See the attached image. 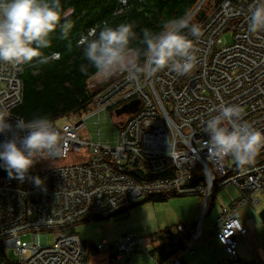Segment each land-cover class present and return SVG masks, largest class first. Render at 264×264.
Segmentation results:
<instances>
[{"label": "built area", "instance_id": "obj_1", "mask_svg": "<svg viewBox=\"0 0 264 264\" xmlns=\"http://www.w3.org/2000/svg\"><path fill=\"white\" fill-rule=\"evenodd\" d=\"M205 1L199 0L187 15L203 31L190 75L164 69L137 79L121 72L98 77L92 84L98 86L92 111L85 114L90 113L59 125L52 121L63 137L60 155L38 160L24 180L0 173V264H85L83 240L74 230L66 231L78 221L111 218L153 193L165 198L198 195L202 216L214 192L227 185L236 189V196L207 235L215 233L226 257L237 260L238 236L247 232L239 211L258 205L264 196V149L243 167L231 157L210 154L206 121L219 114L221 104H235L243 109L240 124L264 131V31L249 30L256 0H220L194 18ZM226 32L231 42L223 40ZM22 69L0 62V111L13 123L22 101ZM134 99L139 100L137 109L117 117L116 143L80 136L87 118L98 116L99 136L101 112ZM10 138L0 134V143ZM70 155L78 157L65 162ZM32 177L43 184L35 185ZM198 229L165 260L147 250L146 237L137 233L117 235L114 241L103 238L96 248L114 264H132L135 252L153 264H182L183 253L203 239ZM176 230L185 233L182 226ZM49 231H57L52 243ZM26 233L30 241L22 243Z\"/></svg>", "mask_w": 264, "mask_h": 264}, {"label": "clouds", "instance_id": "obj_2", "mask_svg": "<svg viewBox=\"0 0 264 264\" xmlns=\"http://www.w3.org/2000/svg\"><path fill=\"white\" fill-rule=\"evenodd\" d=\"M73 12L72 7L65 10L61 0H0V62L19 66L58 59L59 53L45 55L43 50L52 47V36L58 29L60 38H68L74 26L68 17ZM249 21L250 32L264 31V0H256ZM134 27L133 23H104L99 31L92 27L81 35L77 47L82 48L88 67L104 78L121 72L137 79L146 71L164 69L180 76L192 73L197 64L196 43L203 31L191 17L165 20L158 32L144 28L142 37ZM133 42L142 47L131 46ZM81 70L85 71V66ZM217 111L218 115L206 121L210 154L231 157L239 167L253 163L264 149V131L239 123L243 116L239 105L221 104ZM0 134H11L0 143V166L19 180L28 176L38 160L62 152L63 137L46 115L30 120L17 118L13 123L0 111ZM31 179L37 186L43 184L39 177Z\"/></svg>", "mask_w": 264, "mask_h": 264}, {"label": "trees", "instance_id": "obj_3", "mask_svg": "<svg viewBox=\"0 0 264 264\" xmlns=\"http://www.w3.org/2000/svg\"><path fill=\"white\" fill-rule=\"evenodd\" d=\"M198 1L61 0L65 10L69 7L74 8V12L68 17L74 26L67 39L60 38L58 29L52 36V47L43 50L45 55L59 53L58 59H53L46 64L34 60L31 65H21L23 68L20 75L22 101L14 109L15 115L24 120L46 115L51 121H54L63 115L86 113L92 107V97L97 90V88L90 90L87 87V81L96 74V70L88 67V61L83 57L82 48L77 47V41L81 35H86L92 27H97V31H99L104 23L111 26L133 23L138 37H142V29L148 28L158 32L165 20L187 16ZM208 1L215 5L220 0ZM206 10L205 7L201 6L194 18L200 17ZM131 46L142 47L138 42H133ZM140 62H144L142 55ZM82 65L85 66V71L81 70ZM5 171L7 170L4 167H0V173ZM159 175L161 176L163 173ZM165 199L167 198L163 195L153 193L144 197L137 204ZM259 215L264 223V209ZM67 230H74V225L68 227ZM190 236L186 229L183 235L179 234L177 230L174 231L169 228L158 230L150 236L151 241L157 243L151 252L160 260H165L180 251ZM83 243L85 252H99L92 241H83ZM84 261H87L86 255ZM181 262L183 264L182 257Z\"/></svg>", "mask_w": 264, "mask_h": 264}, {"label": "crops", "instance_id": "obj_4", "mask_svg": "<svg viewBox=\"0 0 264 264\" xmlns=\"http://www.w3.org/2000/svg\"><path fill=\"white\" fill-rule=\"evenodd\" d=\"M236 196V189L233 186L227 185L219 190H216L211 196L210 204L204 215L201 216V197L195 195L191 200L192 204L187 206L186 209L179 214V211L175 213L177 218L175 219V228H171L168 222L161 216L158 217L155 205L162 201H146L132 206L126 211L119 212L114 215L117 220H125L127 226V233H137L146 238H151V234L164 229L169 228L176 230L178 226H182L186 229L190 235H193L198 229V234L201 238L193 244V251L183 253V264H228L227 257L224 248H221V244L218 241L216 234L207 235L208 227L215 223L218 216L224 208H228L231 201ZM168 199V198H167ZM165 199V200H167ZM163 200V201H165ZM190 201V200H188ZM218 205V208L216 206ZM257 206V205H254ZM254 206H245L240 209V220L247 229L245 236H238V243L236 248L237 260L231 261L232 264H262L264 263V223L260 217V211L254 208ZM210 217L212 222L207 223L206 219ZM198 225V226H197ZM119 235V234H118ZM211 237L215 239L216 244L220 246L223 252L221 256L214 253H208L206 257L201 258L198 262L191 257V254L195 252L198 246L204 244L205 248L209 249ZM141 253V252H140ZM137 255V254H136ZM134 255V256H136ZM133 256V261H134ZM145 256V255H144ZM151 261V260H150ZM236 262V263H235Z\"/></svg>", "mask_w": 264, "mask_h": 264}, {"label": "rangeland", "instance_id": "obj_5", "mask_svg": "<svg viewBox=\"0 0 264 264\" xmlns=\"http://www.w3.org/2000/svg\"><path fill=\"white\" fill-rule=\"evenodd\" d=\"M196 6V5H195ZM194 6V8H195ZM212 6V4L206 0L202 7H205L206 9H209ZM193 8V9H194ZM192 9V10H193ZM191 10V11H192ZM190 11V12H191ZM223 40L226 42H231V35L226 32L223 35ZM101 75L94 74L89 80L87 81V87L90 90H94L96 86H93L92 84L95 83L94 80L100 77ZM95 85V84H94ZM119 109L118 107L105 110L101 112L99 116V131L100 135H97L98 130V116H90L84 121L83 126L79 130V134L81 137H90L94 141H100L102 143H116V134L118 132V125L116 122L118 121L119 117L120 119L125 118L129 113H119L116 114V110ZM92 111V108H91ZM90 111V112H91ZM88 112V113H90ZM87 113V114H88ZM85 113L78 115L77 113H71L69 116L63 115L61 117H58L54 120L56 124H62L65 121H74L75 119L82 118L85 115ZM78 156L76 155H70L69 159H67L65 162H71L74 159H77ZM195 195H189V196H182V197H175L171 196L168 197L167 200L159 202L155 205L156 211L158 213V217H163L167 222L169 227L175 228V219L177 216L175 215L176 212L179 210V214L183 212L187 206L191 205L193 200H191ZM261 202L254 206L255 209L260 211L261 209H264V196H260ZM190 200V201H188ZM210 204V201H209ZM218 208V205L216 206ZM207 223L212 222L213 220H210V217L206 219ZM210 224V223H209ZM74 232L77 233L80 238L83 241H92L95 245L101 243V240L103 238H107L109 241H114L116 236L121 233L127 232V226L125 220H117L114 217L111 218H98V219H89V220H83L78 221L74 224ZM247 234V232H246ZM245 234V235H246ZM57 235V231H49L47 232V241L48 243H52L55 239V236ZM242 235V236H245ZM146 244L145 247L147 250H152L153 246L157 243H153L151 241V238H146ZM22 243H27L30 241V235L29 233H26L25 235L21 236ZM210 241L209 249L205 248L203 246L204 244H201V246H198L195 252L191 254V257L195 260V262H198L201 258L206 257L208 253H214L218 256L222 255V251L220 246L216 244L215 239L211 240V237L208 239ZM137 254V255H136ZM10 257L13 260H16L17 257L10 252ZM85 255L87 257V261L85 264H114L111 261V257L108 253L103 252H97V253H87L85 252ZM136 255V256H134ZM134 261L132 264H153L152 261L147 256H144L143 253L135 252L133 254ZM228 264H232L230 260H228ZM209 263V264H214ZM236 263V262H235Z\"/></svg>", "mask_w": 264, "mask_h": 264}, {"label": "water", "instance_id": "obj_6", "mask_svg": "<svg viewBox=\"0 0 264 264\" xmlns=\"http://www.w3.org/2000/svg\"><path fill=\"white\" fill-rule=\"evenodd\" d=\"M138 104H139V100L138 99H134L124 105H122L121 107H119V109L116 110V114H119V113H133L137 107H138Z\"/></svg>", "mask_w": 264, "mask_h": 264}]
</instances>
